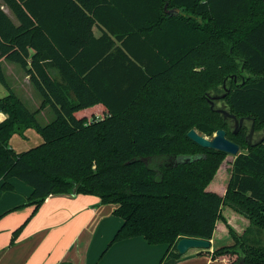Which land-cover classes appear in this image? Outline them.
<instances>
[{
    "label": "trees",
    "instance_id": "obj_1",
    "mask_svg": "<svg viewBox=\"0 0 264 264\" xmlns=\"http://www.w3.org/2000/svg\"><path fill=\"white\" fill-rule=\"evenodd\" d=\"M165 3L179 11L168 14ZM218 48L230 62L221 78L187 94L173 88L175 72L196 79L202 71L193 67ZM2 58L18 64L42 98L30 110L0 62L7 90L0 96L1 187L12 189V177L28 184L30 216L47 196L75 189L116 205L122 223L109 243L141 236L166 244L158 264L180 257L181 237L226 236L231 243L199 254L264 264V141L248 145L245 126L234 134L208 100L214 93L226 111L264 127V0H0ZM200 102L207 112L194 118L195 129L222 128L246 149L228 168L219 167L225 152L186 135L193 125L185 119ZM47 105L53 117L41 124L36 115ZM28 128L42 141L16 151L10 137ZM179 155L192 160L178 162Z\"/></svg>",
    "mask_w": 264,
    "mask_h": 264
},
{
    "label": "crops",
    "instance_id": "obj_2",
    "mask_svg": "<svg viewBox=\"0 0 264 264\" xmlns=\"http://www.w3.org/2000/svg\"><path fill=\"white\" fill-rule=\"evenodd\" d=\"M2 8L17 24L10 9L5 5ZM94 32L97 35L99 30L95 27ZM0 62L11 90L30 110L38 108L42 98L28 75L16 63L4 58ZM49 72L57 77L55 69ZM5 94L7 90L0 85V96ZM4 116L0 113V119ZM52 117L48 105L36 115L38 122L42 119L44 123ZM15 135L18 134L14 133L9 143L16 151L26 150L42 141L39 133L28 128L20 136L26 142L22 140L23 147L17 149L12 143ZM8 181L12 189H3L0 178V264H158L166 249L164 244H150L141 236L109 243L122 219L109 215L116 205L109 208L94 195H49L30 216L33 207L25 203L32 188L15 177ZM25 220V225L13 238V231ZM212 248L210 246L208 250ZM199 251L198 248L188 249L178 259L171 258L161 264H224L218 259L211 260L209 255L199 254Z\"/></svg>",
    "mask_w": 264,
    "mask_h": 264
},
{
    "label": "rangeland",
    "instance_id": "obj_3",
    "mask_svg": "<svg viewBox=\"0 0 264 264\" xmlns=\"http://www.w3.org/2000/svg\"><path fill=\"white\" fill-rule=\"evenodd\" d=\"M213 50H214V48H213ZM226 51H227V49H224V48H218L217 54H215L213 51H208V52H213V55L207 56L206 59L204 60V62L202 61L196 67H193V70L195 69V70H199V71L201 70L202 71L200 73L198 72V76L195 75L194 78H196V79L191 78L190 74H188L187 71L186 72L180 71L179 73L175 72V74L179 75V77L174 76L172 78L171 84H172L173 88L179 90L180 93H182V94H187V90L194 91L196 88H198L199 82H201L203 84L202 87H204L210 83H215L217 81L218 77L221 78L222 74L230 69V62H229L228 58L225 56ZM5 60L9 61L7 59H5ZM9 62H11V61H9ZM181 70L185 71L184 67ZM178 71L179 70H177V72ZM8 76H9L10 81L14 84L15 82L12 80V78L10 77L9 74H8ZM184 76H187V77L184 78ZM192 76H193V74H192ZM183 85H188V86L185 87ZM181 89H182V91H181ZM222 91H224V90H222ZM222 91H220V93H222ZM212 95H214V93H209V97H208L209 102L213 100V98L210 97ZM216 102L219 103L220 101H215V103ZM206 112H207V108L203 102L194 104L190 110V113L187 115L185 120L190 121L193 125V128L198 127L199 126L198 120L195 121L194 118L197 119L198 115H200V114L204 115V114H206ZM39 122L44 123L42 121V119H39ZM218 122H219V124L221 123L220 120ZM230 127H231V124H230ZM213 135H214V131L211 133L205 134V136L208 138L212 137ZM20 136L21 135L18 134V135L13 136V139L11 138L12 143L15 145V147L17 149H19L20 147H23L22 146V142H23L22 140H24V142H26L25 139H22ZM241 149H242L241 151L246 150L244 148H241ZM233 158H234V155L225 153L223 161L221 162L219 167L228 168L230 166ZM103 204L108 206L109 208L115 205L114 203H103ZM109 215H111L113 218H118L117 215H115L113 213H111ZM252 233H255V234L257 233L256 230L254 229V227H253ZM259 238L264 243V232H262V234H260ZM230 241H231V239L228 236L223 237L221 239L215 238V240L211 241V246H217V245H222V244H226V243H231ZM164 245L166 246V244H164ZM190 249H196V248H190ZM200 251H203V250L200 249ZM202 255H206V254L203 253Z\"/></svg>",
    "mask_w": 264,
    "mask_h": 264
},
{
    "label": "water",
    "instance_id": "obj_4",
    "mask_svg": "<svg viewBox=\"0 0 264 264\" xmlns=\"http://www.w3.org/2000/svg\"><path fill=\"white\" fill-rule=\"evenodd\" d=\"M164 10L168 14L177 13L179 11L178 8H167V3L164 4ZM210 107H212V102H210ZM220 111V110H219ZM223 112H227L223 110ZM233 116V115H232ZM237 123L242 122V117L236 120ZM252 128L248 133V137L251 138ZM186 135L192 141L197 143L198 145L206 148H210L213 150H219L231 155L236 156L239 152L240 146L238 143L228 139L225 135V130L222 128H218L215 130L214 135L210 138L206 137L205 134L201 131H197L195 128H190ZM264 140V133L259 137L254 144L261 143ZM250 144V142H248ZM191 155H179L177 157V161H191ZM75 189L72 190V194H75ZM211 246V240L196 238V237H181L177 240L175 244V248L178 253L183 254L190 248H198V249H209Z\"/></svg>",
    "mask_w": 264,
    "mask_h": 264
},
{
    "label": "flooded vegetation",
    "instance_id": "obj_5",
    "mask_svg": "<svg viewBox=\"0 0 264 264\" xmlns=\"http://www.w3.org/2000/svg\"><path fill=\"white\" fill-rule=\"evenodd\" d=\"M223 88L225 89V84H223ZM213 98L212 101V109H215L216 111L224 114V116L228 117L229 121H230V124H231V129H232V132L234 134H237V132L240 130V128H242V126H245L246 128V132L244 134V140L246 141V143L248 145H252L254 144V142H256V140L259 139V137L264 133V127L261 128L260 130H255L254 129V119L251 118L250 116H239L237 117L236 115H234L233 113H230V112H223V110H225L224 108H222L221 106V101L219 103H215V101H219V99L215 98L217 97L216 95H212L210 96ZM220 110V111H219ZM226 111V110H225ZM233 115V116H232ZM242 117V122L241 123H237L236 120H238L239 118ZM252 128V134H251V138L248 137V133L250 131V129ZM231 140V139H230ZM234 141V140H232ZM264 141V140H263ZM262 141V142H263ZM235 142V141H234ZM250 142V144L248 143ZM261 142V143H262ZM237 143V142H236ZM239 144V143H238ZM259 144V143H258ZM240 146V149H239V152L242 150L241 149V145L239 144ZM238 152V153H239Z\"/></svg>",
    "mask_w": 264,
    "mask_h": 264
}]
</instances>
